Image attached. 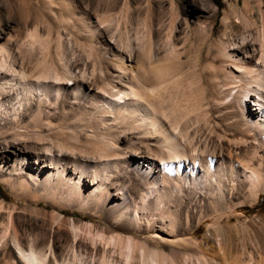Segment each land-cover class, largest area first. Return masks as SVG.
I'll return each mask as SVG.
<instances>
[{"label": "bare ground", "instance_id": "1", "mask_svg": "<svg viewBox=\"0 0 264 264\" xmlns=\"http://www.w3.org/2000/svg\"><path fill=\"white\" fill-rule=\"evenodd\" d=\"M167 2L168 14L150 22L156 25L157 41L151 32L142 45L131 44L124 33L119 39L107 38V53L101 58L95 54L92 60L93 65L101 61L102 78L94 72L90 78H84L79 75L81 66L74 64L72 70L78 73L71 72V81H66L70 75L63 66L65 63L58 59L59 51L54 50L57 53L48 60L44 57L25 62L16 53L17 49L0 46V179L6 184L17 180L15 183L26 190L37 188L50 200L60 196L70 203L98 210L107 221L109 232L93 228L92 236L99 237L102 247L97 251L86 249V253L99 264H113L106 257L107 247L116 248L118 256L125 257L123 262L119 259L114 264H126L134 249L140 248L136 238L122 235V231L128 230L131 233L147 231L150 233L145 237L147 240L157 239L171 246L168 252H151L156 264H188L189 253L186 254L184 247L196 242L188 225L198 224L201 219L210 220L215 231L214 241L222 239L225 232L237 234L239 226L222 223V213L237 207L233 200L253 199L259 190H264V139L261 140L264 135L261 139L258 136L264 122V15L260 26L227 44L224 32L214 36L212 22L206 23L201 18L203 7L197 6V11L186 13L173 0ZM211 5L209 0L214 13ZM236 11L234 5L223 9L221 24H226L230 14ZM239 12L244 25L254 23L253 18ZM180 26L185 30L179 43L175 33L181 32ZM200 31L205 33L203 40L207 39L205 55L198 53L195 64L184 68L185 46H192V35ZM202 44L203 41L198 49ZM88 55H92L91 49ZM51 74L61 80L46 79ZM16 78L59 88L62 91L59 110L51 104L36 105V101L35 104L20 102L18 108L14 107L11 82ZM225 96H230L229 100L224 101ZM92 98L103 101L117 115L111 114V118L100 115L106 125L104 130L94 131L99 143L85 157V163L58 162L56 154L42 147L37 151L30 148L27 127L39 109L62 116L67 106L82 107ZM86 111L90 113L91 109ZM208 145L210 152L206 153ZM206 154L216 159L209 170L205 168L209 163L203 162ZM163 157L187 158L185 163L175 166L179 176L158 172L157 160ZM195 159L201 161L193 167ZM190 164L187 173L181 170ZM102 170L103 177L99 176ZM156 194L165 197L161 199L162 207L173 205L177 214L153 213L154 207L159 206L155 204ZM144 215L146 221L139 222ZM249 225L245 221L241 224L240 232L244 236L248 235ZM71 227L74 230L76 226L72 223ZM54 245L34 237L25 240L10 212L0 229V258L4 264H62Z\"/></svg>", "mask_w": 264, "mask_h": 264}, {"label": "rangeland", "instance_id": "2", "mask_svg": "<svg viewBox=\"0 0 264 264\" xmlns=\"http://www.w3.org/2000/svg\"><path fill=\"white\" fill-rule=\"evenodd\" d=\"M191 1L193 4L190 3ZM210 1L213 4L211 6L214 13H211L209 0H173V3L178 8L181 6L186 9V13L197 11V6L203 7V16L201 18L206 23L208 21L212 22L211 32L214 36L219 35L223 31L224 42L227 44L239 40L242 35L252 32L254 27L261 25V15H264V0ZM67 3L68 6H65ZM167 4V0H0V46H4L7 49L12 47L13 50L17 49L16 53L20 55L19 57H24L25 62L27 60L35 61L44 57H46L44 59L48 60L53 56V53L56 54L59 51L60 55L59 52L57 53L59 57L56 56L61 63H65L63 66L70 72H68L70 76L65 78L66 81H69L74 73H78L77 70H72V65L74 64L81 66L80 76L90 78L94 72L102 78L103 68L101 67V61L93 65L92 60L95 54L98 57L100 54L99 58H101L102 55L107 53L105 49L107 38L119 39L120 34L124 33L132 41L131 44L142 45L148 33L151 32V35L157 41L156 25H150V22L151 20L156 22L158 18L165 17L168 14ZM229 5L236 6L238 11L230 14L227 23L223 25L220 21L222 12ZM239 11L255 20L253 24H250L251 27L244 25L243 16ZM184 30L182 28L181 32L175 33L177 36L175 40L179 43L183 39ZM192 36L194 37L193 44L192 46H185L186 51L182 57L184 59L182 63L184 68L195 64L198 53L201 56L205 55L207 46V39L203 40L205 33L200 31ZM202 41L203 46L198 49V45ZM88 49H91L92 55H88ZM54 50L57 51L54 52ZM205 75L207 76L206 73ZM46 79L61 80L60 77L53 74ZM28 80L26 81V78L25 80L24 78H16L13 80L14 82H11V100L15 103L14 107L18 108V103L20 102L32 104L37 102L36 105L51 104L52 108L56 107L55 109L59 110L62 96V91L59 88L56 86L53 88L51 85H39L35 81ZM207 87L210 92V86L207 85ZM229 98L230 96H225L224 101L229 100ZM99 103L102 104L100 105ZM102 105L105 106L102 108ZM81 106H85V108L78 105L67 106L68 108L64 109L65 112L62 116L57 115L54 111L52 113V111L39 109L36 113L37 115L31 116L33 118H30L29 124L32 123L29 125L30 127H27L29 129L26 134L30 148L33 151L42 148L46 149L50 153L56 154L54 156L58 158V162L64 163L77 160L80 163H85V157L91 155L90 152L93 153L95 145L99 143V139L93 134L94 131H102L105 128L106 122L104 123L102 118H111V114L115 116L117 112L108 107L106 108L107 104L94 98ZM85 109L88 111L91 109V114L89 112L86 113ZM235 111L239 113L237 108ZM94 115L97 116L94 117ZM107 121L110 122V120ZM117 122L122 123L121 119H117ZM91 124L92 126H89ZM243 127H246V125ZM98 128L100 129L98 130ZM192 129L195 128L193 127ZM258 132V136L261 139L264 135V122ZM263 139L261 140L263 141ZM68 144L70 145L68 146ZM208 152H210L209 145L206 149V153ZM175 159H168L167 157L158 159L157 168H160L158 172H164L163 174L169 172V175L176 174L174 176H177L178 174L179 176L176 167L178 164L182 165V161L185 163L187 158H184L185 160L181 157ZM204 160V165L209 163V167L205 165L206 169L209 170L214 167L215 156L206 154ZM200 161V159H195L193 167L197 166ZM163 163L165 166H163ZM190 166L191 164L185 165V167L181 166V170L187 173ZM161 167H164V170H161ZM109 171L111 172L109 169L106 171L107 175H109ZM101 173H99V176H105L103 170ZM15 182L18 181L13 179L6 184L0 179V229L6 224L10 212L24 239L28 240L34 237L45 243H54L55 253L59 255V260L62 261V264H99L97 259L91 260V257L86 253V249L97 251L102 247L99 237L92 236L93 228L104 231L106 234L109 232L108 223L98 210H94L85 204L70 203L60 196H54L50 200L47 194L41 190L33 187H29L26 190V188ZM160 195L156 194L158 199L155 198V204L159 206L156 209L154 207L153 213L156 212L158 215L167 216L176 215L177 212H175V208L173 209V205H169L170 207L168 206L167 208L162 207V204L160 205L163 202L161 199L165 198L164 196L160 197ZM233 203L237 207L234 210L223 212L220 220L227 225H238L239 232L237 234L225 232L222 239L214 241L215 231L213 225L209 223L210 220L201 219L198 224L188 225L187 228L190 230L192 238L196 240L195 243L186 244L184 247L186 254L189 253V255L187 254L188 264H191L192 261V264H244L247 261H251L252 264H264V190H259L253 199L248 197L238 198L233 200ZM163 208L166 209L164 210ZM162 210L164 211L162 212ZM227 216H230V218ZM143 217L139 222L143 223L146 221V215ZM244 221L250 224L247 229V231L249 230L247 236L240 232L241 224ZM72 223L76 226L74 230L71 227ZM122 235L125 237L133 236L138 243L140 242V248L134 249L132 255L126 259V264H156L153 254L160 250L168 252L171 247L165 242H159L157 239L147 240L145 237L150 235L147 231L131 233L128 230L122 231ZM92 237L93 241L91 242ZM90 242L93 245L92 247ZM144 244L147 245L145 246ZM73 245L74 247L71 249ZM197 245H200L201 248ZM195 249L198 252L192 251ZM106 251L107 259L113 264L115 260L120 259L121 262L125 260L124 255L118 256L116 248L107 247ZM151 252L154 253L151 254ZM201 252H203V255H201ZM195 256L199 257V262ZM195 258L196 260H194ZM3 261L0 258V264H4Z\"/></svg>", "mask_w": 264, "mask_h": 264}]
</instances>
